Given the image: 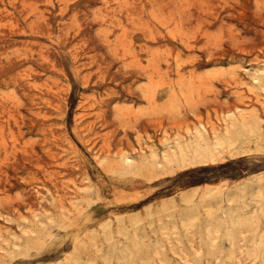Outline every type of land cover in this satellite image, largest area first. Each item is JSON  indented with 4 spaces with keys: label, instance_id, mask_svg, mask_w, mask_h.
I'll use <instances>...</instances> for the list:
<instances>
[{
    "label": "rangeland",
    "instance_id": "obj_1",
    "mask_svg": "<svg viewBox=\"0 0 264 264\" xmlns=\"http://www.w3.org/2000/svg\"><path fill=\"white\" fill-rule=\"evenodd\" d=\"M232 117L262 136L164 162ZM263 137L264 0H0V264H159L156 247L164 264H264L224 237L187 262L213 213H257Z\"/></svg>",
    "mask_w": 264,
    "mask_h": 264
},
{
    "label": "bare ground",
    "instance_id": "obj_2",
    "mask_svg": "<svg viewBox=\"0 0 264 264\" xmlns=\"http://www.w3.org/2000/svg\"><path fill=\"white\" fill-rule=\"evenodd\" d=\"M232 115V114H231ZM231 123L225 127V134L226 136L223 137L219 134H216L215 137L211 140H207L209 138L205 137L204 133H197L196 136H194L191 139L190 143H178L177 144V151H170L164 156V162L167 164H176L177 166H184L188 164H196V163H206L207 161H214L216 157L225 151L228 152H235L238 150V146H243V144L246 142V140H257V138L261 135V124L258 120L254 119L252 121L248 122H237L236 118H231ZM226 125V124H225ZM262 136V135H261ZM264 138V137H263ZM246 139V140H245ZM176 141V140H175ZM189 142V141H188ZM257 142V141H256ZM167 144V143H166ZM252 144V142H251ZM257 144V143H256ZM171 146V145H170ZM258 147V145H257ZM170 148V147H169ZM244 148V146L242 147ZM174 149V148H173ZM247 149V147H246ZM168 150V149H167ZM241 150V148H240ZM248 150V149H247ZM250 150V149H249ZM163 153V152H162ZM233 154V153H232ZM237 154V153H236ZM154 155V154H153ZM153 155L151 157H153ZM156 158V157H154ZM153 158V160H155ZM158 159V157H157ZM148 161V160H147ZM158 161V160H157ZM155 160V162H157ZM127 168V167H126ZM263 173V172H262ZM257 175V174H256ZM255 175V176H256ZM258 175L256 179L258 181L263 179V176ZM252 177V176H251ZM254 177V176H253ZM264 180V179H263ZM243 182V181H242ZM264 182V181H263ZM244 183V182H243ZM248 183V182H247ZM244 183V184H247ZM256 183V182H255ZM258 183V182H257ZM249 184V183H248ZM242 185V184H241ZM263 185V184H262ZM237 186V185H236ZM264 186V185H263ZM240 187V186H239ZM262 187V186H261ZM247 188V187H246ZM237 189V188H235ZM252 189V187H251ZM264 188L259 189L257 193L250 196V202L256 206H258L257 213L254 211L252 214L247 213H235L232 214L230 211H223L218 212L219 214L213 215L210 217V220L206 221V238H204V243H206V247L208 246L207 251L203 254L202 252L198 251L194 254L191 258H187V262L193 260L197 261L202 257V255H206L210 258H217L220 254L221 248L218 243V238L224 237V239L229 240L232 245L238 244L239 242L245 243L247 246H250L253 249V252L258 254L261 251L264 250V231H261V217L263 215V207H261L262 203L264 202ZM234 191V190H233ZM237 191V190H236ZM240 191V192H239ZM239 193L243 195H247L245 187H242L239 189ZM231 192V191H230ZM235 192V191H234ZM253 192V191H252ZM251 192V193H252ZM255 192V190H254ZM229 193V192H228ZM232 193V192H231ZM249 193V192H248ZM238 195V193H236ZM234 195V193H233ZM231 196V194H230ZM236 196V195H235ZM242 197V196H238ZM242 197V198H243ZM247 197V196H246ZM245 197V198H246ZM229 198V197H228ZM218 199V198H217ZM222 199V198H221ZM232 199V198H231ZM237 199V198H236ZM240 199V198H239ZM227 201V200H226ZM234 201V199L232 200ZM216 202V201H215ZM247 202V201H246ZM229 203V202H228ZM240 204V203H239ZM247 204V203H246ZM246 204L244 207H246ZM251 204V205H252ZM216 205V204H215ZM236 205V204H235ZM234 205V207H235ZM214 206V205H213ZM219 206V205H217ZM231 206V205H230ZM233 206V205H232ZM249 207V206H248ZM251 207V206H250ZM225 209V208H224ZM228 209V208H227ZM244 209V208H243ZM255 209V208H254ZM217 210V209H215ZM236 210V208H235ZM195 211V210H194ZM232 211V210H231ZM250 211V210H249ZM196 212V211H195ZM210 212V211H209ZM215 212V211H214ZM189 211H187V214ZM186 214V213H185ZM184 218L188 216H185ZM196 214V213H195ZM198 214V213H197ZM210 214V213H209ZM191 215V214H189ZM194 215V213H193ZM197 217V216H196ZM264 217V216H263ZM190 218V216H189ZM182 220V219H181ZM195 217L191 216V220L185 221V228L188 231L195 228L196 225ZM208 220V219H207ZM52 221V220H51ZM53 222V221H52ZM183 222V221H182ZM181 222V223H182ZM205 222V221H204ZM41 224V223H40ZM184 224V222H183ZM182 224V225H183ZM227 224L224 230L222 228L224 225ZM198 225V224H197ZM174 226V225H173ZM204 226V225H203ZM183 227V226H182ZM199 228V227H198ZM197 230V229H195ZM200 230V229H199ZM263 230V229H262ZM173 231V230H172ZM171 231V232H172ZM176 231V230H175ZM201 231V230H200ZM199 231V232H200ZM178 232V231H177ZM176 232V233H177ZM186 232V231H185ZM198 232V231H197ZM198 232V234H199ZM163 233H165L163 231ZM168 233V232H167ZM190 233V232H189ZM202 233V232H201ZM172 234V233H171ZM179 235V234H177ZM172 235L171 237H173ZM200 236V234H199ZM170 237V236H169ZM202 237V235H201ZM189 238V237H188ZM193 240V239H192ZM170 241V240H169ZM203 241V240H202ZM131 243V242H130ZM135 244V243H133ZM142 244V243H141ZM1 245V243H0ZM25 245V244H24ZM239 245V244H238ZM243 246V245H242ZM132 247V246H131ZM142 249V246H140ZM239 247V246H238ZM246 248V247H245ZM155 249V248H154ZM126 250V249H125ZM124 250V251H125ZM130 250V249H129ZM140 250V249H139ZM137 251V250H136ZM135 251V252H136ZM250 251V250H249ZM252 251V250H251ZM6 252V251H5ZM127 252V251H126ZM144 252V251H143ZM114 253V252H113ZM251 253V252H250ZM253 253V254H254ZM135 254V253H134ZM133 254V255H134ZM136 255V254H135ZM137 255L140 256V254L137 253ZM136 255V256H137ZM154 255L156 256L157 260L159 261V264L165 263V255L161 249H158L156 247L154 251ZM262 255V254H261ZM113 256V255H112ZM123 256V254H122ZM128 256V255H127ZM259 256V255H258ZM135 257V256H134ZM112 258V257H111ZM123 258V257H122ZM121 258V259H122ZM126 258V257H125ZM131 258V257H130ZM137 258V257H136ZM129 259V258H128ZM127 259V260H128ZM134 259V258H133ZM124 260V259H123ZM139 260V259H138ZM119 261V260H118ZM132 261V260H131ZM134 261V260H133ZM142 261V259H141ZM192 261V262H193ZM107 262H109L107 260ZM123 262V261H122ZM128 262V261H127ZM127 262H123L124 264H127ZM135 263V262H134ZM133 263V264H134ZM190 263V262H189ZM80 264V263H79ZM81 264H85L82 263ZM132 264V263H131ZM141 264V262H140ZM145 264H150L149 260L145 261Z\"/></svg>",
    "mask_w": 264,
    "mask_h": 264
}]
</instances>
